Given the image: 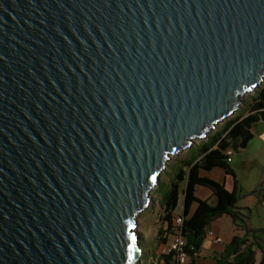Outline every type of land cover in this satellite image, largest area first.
Segmentation results:
<instances>
[{
  "label": "water",
  "instance_id": "water-1",
  "mask_svg": "<svg viewBox=\"0 0 264 264\" xmlns=\"http://www.w3.org/2000/svg\"><path fill=\"white\" fill-rule=\"evenodd\" d=\"M264 82V0H0V264H141L169 160Z\"/></svg>",
  "mask_w": 264,
  "mask_h": 264
},
{
  "label": "trees",
  "instance_id": "trees-1",
  "mask_svg": "<svg viewBox=\"0 0 264 264\" xmlns=\"http://www.w3.org/2000/svg\"><path fill=\"white\" fill-rule=\"evenodd\" d=\"M248 94L251 98L246 100V104L244 102L242 109L213 128L207 138L199 139L200 141L197 139L194 142L188 151L191 154L190 158H184L183 152L175 155L179 156L181 164L174 171L164 198L160 214L164 224L159 230L157 241L159 247L165 246L180 230L187 242L189 264H196L213 222L226 215L232 217L237 231H244V234L234 235L224 251L215 257V264H264V255L260 263L257 258L258 250L264 251V245L256 235L252 234L253 230L247 220L251 209L237 205L239 186L236 184L234 189H229L226 181L221 182L203 175V171L222 168L227 175L235 176V171L229 162L228 151L247 148L255 137L254 126L264 121V82L254 92ZM170 167H167L165 173L171 172ZM162 183L163 177L156 190ZM200 186L212 191L216 197L215 204L198 197L197 191ZM182 191L185 195L184 210L179 213ZM154 203L155 199L152 205ZM179 215L183 217L181 226H177L176 222ZM141 238V243L144 245L142 235ZM146 253L144 249L142 262L149 258ZM151 254L152 264H182L176 251L165 253L162 250Z\"/></svg>",
  "mask_w": 264,
  "mask_h": 264
},
{
  "label": "rangeland",
  "instance_id": "rangeland-1",
  "mask_svg": "<svg viewBox=\"0 0 264 264\" xmlns=\"http://www.w3.org/2000/svg\"><path fill=\"white\" fill-rule=\"evenodd\" d=\"M251 95L246 94L243 96V102L246 104V100H250ZM244 107V103L241 105L240 109ZM239 109V110H240ZM255 137L250 142L247 148L241 149L240 151H234L235 162L233 163V168L235 171V176L227 175L225 170L222 168H215L211 171H203V175L212 177L218 181H226L229 189H234L235 185L239 186V197H238V207H249L251 209L250 214L246 217L249 226L251 227L252 234L261 240L264 245V121L257 123L253 128ZM199 140V139H198ZM200 141V140H199ZM189 149L183 151L184 158H190L191 154L188 152ZM179 156H173L169 160V166L171 172L163 173V183L158 190H154L152 193L153 199H155L154 205L146 208L138 217L139 227L138 230L140 235L143 236L144 249L147 251L148 259L141 264H152V254L151 252H161L164 246L159 247L158 244V233L160 228L163 226V222L160 219V214L162 213V206L164 202L165 195L168 191L170 179L174 174V171L181 164ZM170 163H172L170 165ZM184 189V185H182ZM198 197L208 200L210 203H216V197L213 195L212 191L206 187H198L197 191ZM185 195L183 191L180 196V204L178 212L181 213L184 210ZM153 204V203H152ZM196 207V205H195ZM231 217V216H230ZM229 218V217H227ZM232 218V217H231ZM242 231H237L241 233ZM244 232V231H243ZM173 236L170 241L173 240ZM229 235L225 236L226 242L219 243L215 245L217 249H223L226 243L231 241ZM142 241V238H141ZM210 241L207 242L205 248L201 252L200 262L203 264H208L212 262L209 258L212 250H210ZM264 251L262 249L258 250V261L262 260Z\"/></svg>",
  "mask_w": 264,
  "mask_h": 264
},
{
  "label": "crops",
  "instance_id": "crops-1",
  "mask_svg": "<svg viewBox=\"0 0 264 264\" xmlns=\"http://www.w3.org/2000/svg\"><path fill=\"white\" fill-rule=\"evenodd\" d=\"M234 162H235V158H233V161L231 162L232 167H233ZM227 217H229V218H227ZM236 234H237V227L235 226L233 219L230 216L226 215V216L216 220L215 222H213V224L211 225V227L209 229L208 236H207V238L204 242V245L202 247V250H201V252H202L203 249L205 248L207 242L210 241V243H211L210 244L211 245L210 250H212V253H211L209 258L211 259L212 262L211 263L208 262V264H215V257L224 251V249L228 243L225 244L223 249H217L215 245H218L219 243L224 244V242H226V240H225L226 235H229V238L230 237L233 238L234 235H236ZM241 234H244V232L242 231ZM218 237L221 238L220 242L217 241ZM201 252L199 253V255L196 259V264H203L200 262Z\"/></svg>",
  "mask_w": 264,
  "mask_h": 264
},
{
  "label": "built area",
  "instance_id": "built-area-1",
  "mask_svg": "<svg viewBox=\"0 0 264 264\" xmlns=\"http://www.w3.org/2000/svg\"><path fill=\"white\" fill-rule=\"evenodd\" d=\"M229 155V162L233 161L234 158V150L231 149L228 151ZM177 226H181L183 224V217L179 215L176 219ZM217 241L220 242L221 238H217ZM186 239L181 233L180 230H178L177 235L174 236L173 240L169 241L163 248V251L165 253H170L173 251L178 252V258L182 264H189L190 263V256L188 251L186 250Z\"/></svg>",
  "mask_w": 264,
  "mask_h": 264
}]
</instances>
